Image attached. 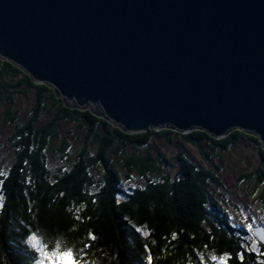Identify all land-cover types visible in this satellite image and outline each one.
<instances>
[{"label":"trees","instance_id":"trees-1","mask_svg":"<svg viewBox=\"0 0 264 264\" xmlns=\"http://www.w3.org/2000/svg\"><path fill=\"white\" fill-rule=\"evenodd\" d=\"M0 77L20 79L0 96L15 131L8 139L14 160L0 173V264H37L44 254L33 237L47 252L71 248L79 264H264V244L252 233L254 247V238L231 226L212 196L211 186L223 187L222 167L199 168L182 152L172 160L152 144L180 137L209 159L246 140L264 163L253 134L233 130L215 139L166 126L127 134L92 110L66 107L52 88L2 59ZM23 84L36 104L21 122L13 94ZM62 123H76L81 136L67 131L64 138ZM135 177L139 183L124 187ZM255 178L264 209V174Z\"/></svg>","mask_w":264,"mask_h":264},{"label":"water","instance_id":"water-1","mask_svg":"<svg viewBox=\"0 0 264 264\" xmlns=\"http://www.w3.org/2000/svg\"><path fill=\"white\" fill-rule=\"evenodd\" d=\"M0 59L127 134L264 149V0H0Z\"/></svg>","mask_w":264,"mask_h":264},{"label":"rangeland","instance_id":"rangeland-1","mask_svg":"<svg viewBox=\"0 0 264 264\" xmlns=\"http://www.w3.org/2000/svg\"><path fill=\"white\" fill-rule=\"evenodd\" d=\"M19 80L0 77V96L8 94L11 89L13 90L15 87L14 83L19 82ZM18 91L13 94L15 98L14 107L17 111L18 119L22 122L28 118L29 112L34 109L36 95L33 89L24 84ZM59 98L61 99V97ZM8 108V104L0 105V173H3L14 160L8 139L15 131L14 124H10L6 118ZM62 129L66 130V135H64L66 139L70 136L74 137V135H77V137L81 136V134L78 136L79 130L76 123H62ZM67 131H70V136ZM171 140L172 143L159 139L153 140L154 151L160 150L172 160L178 153L182 152L199 168L213 169L215 164L222 167L219 175L223 182V187L211 186L212 196L219 201L220 209L228 223L244 231V237L250 242H253L252 239L254 238L253 246L255 247L258 242L252 234L253 229L264 225V209L256 200L258 192L254 193L255 180L257 179L255 176L259 177L264 174V163L261 161L258 147L246 140H240L227 152H218V156L212 155L207 159L197 147L182 138L173 136ZM76 149H78V146H76ZM207 153H210L209 149H207ZM172 164L173 167L169 169L175 172L177 166L174 162ZM117 169L123 175L122 169L119 167ZM250 174L253 175L251 180L244 177ZM139 181L140 179L137 177L131 181L124 179L123 185L128 187L134 183H139ZM37 264H48V261L44 256Z\"/></svg>","mask_w":264,"mask_h":264},{"label":"snow or ice","instance_id":"snow-or-ice-1","mask_svg":"<svg viewBox=\"0 0 264 264\" xmlns=\"http://www.w3.org/2000/svg\"><path fill=\"white\" fill-rule=\"evenodd\" d=\"M32 240L33 243L40 249L41 253L44 254L48 264H79V262L75 259L71 248L61 251L59 250V246H57L55 251L47 252L36 237H33Z\"/></svg>","mask_w":264,"mask_h":264}]
</instances>
